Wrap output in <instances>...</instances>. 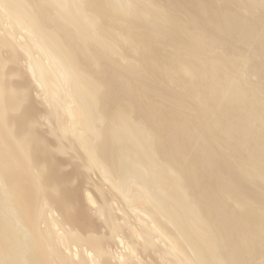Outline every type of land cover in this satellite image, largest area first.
<instances>
[{"label": "bare ground", "instance_id": "1", "mask_svg": "<svg viewBox=\"0 0 264 264\" xmlns=\"http://www.w3.org/2000/svg\"><path fill=\"white\" fill-rule=\"evenodd\" d=\"M0 264H264V0H0Z\"/></svg>", "mask_w": 264, "mask_h": 264}, {"label": "rangeland", "instance_id": "2", "mask_svg": "<svg viewBox=\"0 0 264 264\" xmlns=\"http://www.w3.org/2000/svg\"><path fill=\"white\" fill-rule=\"evenodd\" d=\"M166 3V2H165ZM141 24V22H139V25ZM182 111H185L186 110V108L184 107V108H182L181 109ZM211 127L212 128H215V127H217V126H213V125H211ZM239 159V161L241 162V164L243 165L244 164V166L246 165V166H248L249 164H251L252 166H253V159H250V158H248V156H241L240 158H238V157H235L234 158V160H238ZM231 163H232V160H231ZM245 173H246V175H245ZM243 174H244V176H243V179L247 182V180H248V184L250 183V185L252 186V184H253V172H250L248 169H244V171H243Z\"/></svg>", "mask_w": 264, "mask_h": 264}]
</instances>
